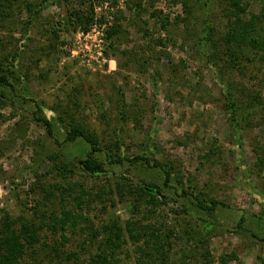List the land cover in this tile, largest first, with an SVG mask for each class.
I'll return each instance as SVG.
<instances>
[{"label": "rangeland", "instance_id": "1", "mask_svg": "<svg viewBox=\"0 0 264 264\" xmlns=\"http://www.w3.org/2000/svg\"><path fill=\"white\" fill-rule=\"evenodd\" d=\"M0 74L16 264H264V0H0ZM135 155L161 165L110 160Z\"/></svg>", "mask_w": 264, "mask_h": 264}, {"label": "trees", "instance_id": "2", "mask_svg": "<svg viewBox=\"0 0 264 264\" xmlns=\"http://www.w3.org/2000/svg\"><path fill=\"white\" fill-rule=\"evenodd\" d=\"M81 20V16L78 15V17ZM0 84L2 85H6L9 86L11 91L15 93V86L10 82L9 78L5 75V74H0ZM24 98V97H23ZM36 120H38L39 122H42L48 129V131L51 133L52 132V128H53V123L50 119L40 115V109L37 106V109L35 111V117ZM61 119V118H60ZM78 137H84L86 138V140L89 142L90 146L92 149H97V146L95 145L94 140L85 135V133L80 130V129H72L70 130L67 135H66V140H73L76 139ZM113 162L116 163H122V162H127L129 164H134L137 163L139 161H143L146 164H151L152 166H160L161 164L158 161H154V162H150V160L145 157L144 155H135L132 157H125V156H117L114 159H110ZM79 166L81 167V169H83L86 173L88 174H101L103 172H106V170L104 169L103 166H101V164H96L93 161H89V160H82L79 159L78 161ZM165 183L167 184L170 181V173L166 171V175H165ZM144 193L146 194H150V196H156L157 194H161V187L158 185H154V186H142ZM184 193H187L186 191H184ZM195 200L197 202L198 205H200L202 208L207 209V210H214L215 208H217L219 205H224V203H221L220 201H213L210 205H203L202 203V199L197 196L194 195ZM151 202L152 200L149 199ZM245 221V217L242 216L239 224L242 225V223ZM136 225L132 223L128 225V230H129V234L132 240H134V242H137L141 237H143V234H145L146 230H144L142 227H135ZM117 231H115V229L110 228V227H106V232L108 233L107 235V239L112 238L113 235H115V233L113 234V232H117V235H121L122 231H121V227L118 226L116 227ZM139 231V232H136ZM254 236L258 237V235L252 233ZM12 236H14V240L12 241L9 237H5L2 236L0 239V249L4 246L5 248H7V254L5 256V259H3L2 261L0 260V264H5L7 261H11V264H16L17 263V259L18 256L20 254L23 253L24 248H23V244L19 242L18 239V235H16L15 233L12 234ZM18 236V237H17ZM261 240H264V238H260ZM146 243L149 245V242L146 241ZM140 248V247H139ZM161 248H163V244L161 246L160 241L159 243H157L155 245V247L152 250H143L144 252V257L142 258V262L141 264H151L154 263L155 261H158L160 259H162V261H165V257L164 255H162V257H160L158 254V252H160ZM141 249V248H140ZM102 254H98L97 256H94L92 258V260L90 262H88L87 264H94V263H98L99 261H101L99 258H101Z\"/></svg>", "mask_w": 264, "mask_h": 264}]
</instances>
